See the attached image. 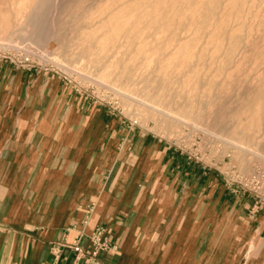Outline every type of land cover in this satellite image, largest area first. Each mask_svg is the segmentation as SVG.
I'll use <instances>...</instances> for the list:
<instances>
[{
	"label": "rangeland",
	"instance_id": "1",
	"mask_svg": "<svg viewBox=\"0 0 264 264\" xmlns=\"http://www.w3.org/2000/svg\"><path fill=\"white\" fill-rule=\"evenodd\" d=\"M254 177L264 0H0V264H264Z\"/></svg>",
	"mask_w": 264,
	"mask_h": 264
},
{
	"label": "crops",
	"instance_id": "2",
	"mask_svg": "<svg viewBox=\"0 0 264 264\" xmlns=\"http://www.w3.org/2000/svg\"><path fill=\"white\" fill-rule=\"evenodd\" d=\"M145 193V189L142 192V195ZM80 237L79 233L73 234L72 232H69L68 230L62 231L56 238H54L50 245L54 243L55 241H61V240H67L69 243L73 242L76 238ZM86 237L82 236L81 242L83 243L84 248H87L89 242L86 241ZM45 264H88V262L83 259H77V253L71 249L70 247H64L61 255L58 257L55 254V250L52 249L46 258Z\"/></svg>",
	"mask_w": 264,
	"mask_h": 264
},
{
	"label": "built area",
	"instance_id": "3",
	"mask_svg": "<svg viewBox=\"0 0 264 264\" xmlns=\"http://www.w3.org/2000/svg\"><path fill=\"white\" fill-rule=\"evenodd\" d=\"M254 186L260 190V195L264 203V185H259V180L254 177ZM82 236L76 238L73 242L69 243L67 240L55 241L53 243L55 254L59 257L64 247H70L77 253V259H83L87 256V253H91L90 249L85 250L83 243L81 242ZM86 254V255H85Z\"/></svg>",
	"mask_w": 264,
	"mask_h": 264
}]
</instances>
